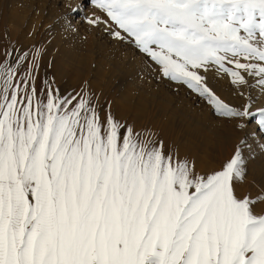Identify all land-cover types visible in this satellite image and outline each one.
I'll return each instance as SVG.
<instances>
[{"label": "snow or ice", "instance_id": "snow-or-ice-1", "mask_svg": "<svg viewBox=\"0 0 264 264\" xmlns=\"http://www.w3.org/2000/svg\"><path fill=\"white\" fill-rule=\"evenodd\" d=\"M90 3L88 24L133 45L160 78L264 133V107L230 106L208 78L264 93V0ZM38 55L0 60V264H264V188L239 192V146L199 173L110 109L102 116L86 90L37 88Z\"/></svg>", "mask_w": 264, "mask_h": 264}, {"label": "rangeland", "instance_id": "rangeland-1", "mask_svg": "<svg viewBox=\"0 0 264 264\" xmlns=\"http://www.w3.org/2000/svg\"><path fill=\"white\" fill-rule=\"evenodd\" d=\"M77 2L80 42L67 37L58 0H0V60L11 61L24 53L31 60L32 53L39 50L37 88L48 81L62 96L86 90L102 116L110 109L142 138L163 141L165 153L171 150L181 159L194 161L199 173L218 168L239 146L246 164L239 192L252 194L255 199L264 188V133L255 119L218 116L186 87L160 78L157 66L133 45L114 40L104 25L88 24V18L97 13L90 0ZM66 16L73 21L72 16ZM8 52L12 55L6 57ZM208 78L230 106L242 108L251 98L252 111L264 107L260 90L237 88L226 75L216 76L214 72H209ZM247 79L253 83V78ZM237 123L246 127L238 128ZM252 125L255 130L249 129ZM262 209L264 204L257 202L255 211L261 213Z\"/></svg>", "mask_w": 264, "mask_h": 264}, {"label": "bare ground", "instance_id": "bare-ground-1", "mask_svg": "<svg viewBox=\"0 0 264 264\" xmlns=\"http://www.w3.org/2000/svg\"><path fill=\"white\" fill-rule=\"evenodd\" d=\"M68 2H70L69 6H68ZM58 3H59V7L57 8L58 9V12H59V15L60 17L63 18V20L61 21L62 22V25H63V29L64 31L66 32L67 34V37L70 39V40H74L76 41V39L78 40V42H80V40H82V36L80 33H78V23L79 21L81 20L80 18L76 19L75 17L77 16V9H78V5H77V0H58ZM57 7V6H56ZM72 9H76L75 11H73ZM66 15H69V16H72V22L69 21V19L67 18L68 16ZM73 15H75L73 17ZM59 17V18H60ZM76 19V20H75ZM91 29V28H90ZM82 30V29H81ZM84 36V35H83ZM96 45H98L99 43L98 42H94ZM98 43V44H97ZM142 57V56H140ZM138 57V61L141 60V58ZM253 92L254 91H257L259 90V88H256V87H253L252 88ZM248 91L245 92V95L248 96L249 95V92L247 93ZM263 103V104H262ZM260 104L264 105V93H261V100H260ZM259 105V104H258ZM254 125V124H253ZM252 125V126H253ZM249 129H254L255 126H253ZM255 130V129H254ZM257 136H258V140L260 141L262 138L260 136L259 133H257ZM261 143V142H260Z\"/></svg>", "mask_w": 264, "mask_h": 264}]
</instances>
